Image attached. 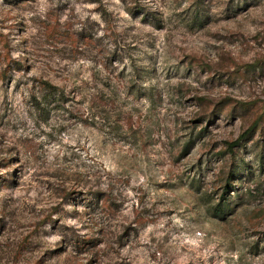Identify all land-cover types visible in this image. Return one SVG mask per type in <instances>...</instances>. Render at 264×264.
<instances>
[{
	"label": "rangeland",
	"instance_id": "1",
	"mask_svg": "<svg viewBox=\"0 0 264 264\" xmlns=\"http://www.w3.org/2000/svg\"><path fill=\"white\" fill-rule=\"evenodd\" d=\"M0 264H264V0H0Z\"/></svg>",
	"mask_w": 264,
	"mask_h": 264
},
{
	"label": "trees",
	"instance_id": "2",
	"mask_svg": "<svg viewBox=\"0 0 264 264\" xmlns=\"http://www.w3.org/2000/svg\"><path fill=\"white\" fill-rule=\"evenodd\" d=\"M47 84H49V83H47ZM49 93L50 94H55L56 91L55 90H51ZM228 203L229 202H224V203L219 202V203H216L214 205V207L212 208L214 216H217V217L218 216H221V214L223 212H225L226 208L228 207Z\"/></svg>",
	"mask_w": 264,
	"mask_h": 264
}]
</instances>
